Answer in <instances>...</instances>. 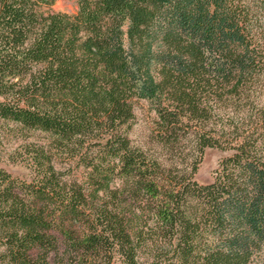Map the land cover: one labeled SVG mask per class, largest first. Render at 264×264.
Masks as SVG:
<instances>
[{
  "label": "trees",
  "instance_id": "16d2710c",
  "mask_svg": "<svg viewBox=\"0 0 264 264\" xmlns=\"http://www.w3.org/2000/svg\"><path fill=\"white\" fill-rule=\"evenodd\" d=\"M0 0V120L47 134L34 177L0 168L6 264H264V0ZM146 99L157 138L192 142L189 169L130 144ZM188 134V135H187ZM188 136H192L188 137ZM206 147L230 150L211 182ZM66 155L84 181L52 163ZM150 221V222H149Z\"/></svg>",
  "mask_w": 264,
  "mask_h": 264
},
{
  "label": "rangeland",
  "instance_id": "374dc122",
  "mask_svg": "<svg viewBox=\"0 0 264 264\" xmlns=\"http://www.w3.org/2000/svg\"><path fill=\"white\" fill-rule=\"evenodd\" d=\"M254 8V0H245ZM43 10L54 12H66L75 14L78 10L77 0H55L49 7ZM250 35L253 43L264 48V24L260 27H252ZM251 84V95L255 102H259L264 110V70ZM157 115L151 103L146 99H137L134 102V116L122 131L127 135L130 144L143 151L154 155L162 164L168 166L187 167L193 161L194 148L192 142L183 138L174 149H170L157 138ZM188 135V134H187ZM191 137L192 136H188ZM47 142V134L39 130L22 129L20 125L12 121L0 120V168L5 169L12 176L30 182L34 177V166L30 158V150ZM230 150L217 147H206L197 164L194 179L200 184L212 181L214 171L220 160L228 156ZM52 163L61 172L64 179H78L84 181V168L77 166L66 155L54 154ZM150 222V221H149ZM3 246L0 245V255ZM0 264H6L0 256Z\"/></svg>",
  "mask_w": 264,
  "mask_h": 264
}]
</instances>
